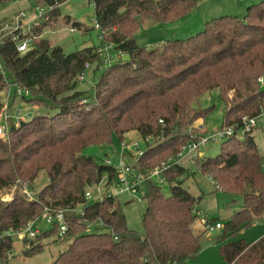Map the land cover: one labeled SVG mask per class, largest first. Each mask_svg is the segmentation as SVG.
I'll return each mask as SVG.
<instances>
[{
    "label": "trees",
    "instance_id": "16d2710c",
    "mask_svg": "<svg viewBox=\"0 0 264 264\" xmlns=\"http://www.w3.org/2000/svg\"><path fill=\"white\" fill-rule=\"evenodd\" d=\"M64 1L31 0L32 5L41 2L51 7V16ZM91 1L102 45L111 44L128 56L108 65L93 85V96L75 86L86 64L101 62L99 46L83 47L68 58L46 38L34 39L24 53L8 40L0 46V92L10 79L17 89L29 93L27 101L44 102L54 110L51 115L29 116L19 126H11L6 139L0 136V197L11 193L9 200L0 198V237L39 218L45 206L58 207L70 210L67 231L59 235L56 225L40 229L27 243L24 256L39 253L43 239L57 236L61 243L70 241L52 264H183L198 254L205 233V228L196 226L198 200L182 186L180 177L186 169L173 164L164 171L169 196L163 195L158 183L146 181L143 232H137L127 227L116 198L106 190L115 169L84 155L83 149L110 145L114 137L123 142L134 131L145 147L134 167L129 164L146 173L155 163L143 164L159 165L176 155L192 132L204 133L193 123L208 109L192 106L204 92L218 90L225 112L222 126L258 113L264 106V0L249 5L242 19L214 17L195 35L150 47L135 42L140 24L180 18L197 0ZM71 28L89 29L78 21H72ZM165 151L169 154L162 157ZM263 157L252 135L246 134L225 139L215 157L196 161L217 188L242 199L220 235L229 239L219 246L227 264H264V236L250 243L236 238L240 230L264 216ZM40 171L46 173L47 182L34 191L32 183ZM102 178L106 193L87 201L86 188ZM24 185L34 192L33 199L22 192ZM80 207L83 211L76 212ZM12 238H0L1 264L8 263Z\"/></svg>",
    "mask_w": 264,
    "mask_h": 264
},
{
    "label": "rangeland",
    "instance_id": "374dc122",
    "mask_svg": "<svg viewBox=\"0 0 264 264\" xmlns=\"http://www.w3.org/2000/svg\"><path fill=\"white\" fill-rule=\"evenodd\" d=\"M259 1L260 0H197L196 6L180 18L166 23L144 20L134 32L133 36L138 45L149 47L170 38H185L190 35H195L203 28L205 21L211 18L229 15L242 19L247 12L248 6ZM38 4L44 6V9L46 8L43 3L39 2ZM32 6L31 0H7L1 3L0 24L15 20L17 15L21 12L28 11ZM46 14L47 19L34 30L36 35L35 39L46 38L51 41L53 45L60 46L65 52L66 58L73 56L78 49L83 47H102L103 50L99 52L101 62L89 64V68L85 69L83 76L76 82L75 86L76 90L84 91L89 96H93V85L103 71L109 64L127 60V54H119L117 50L112 47L107 50L104 49L101 43L99 28L95 26L94 6L91 0H65L60 4L55 15L51 16L49 10ZM72 21L81 22L82 28L86 29L88 27L89 29L87 31L77 28L73 29L71 28ZM49 22L52 23L50 24ZM107 55H113L110 63L104 62ZM5 77H8L7 72H5ZM16 90L17 87L12 84L9 79V86H5L0 92V103H2L0 116L3 114L6 107L7 116H10L12 119H15L17 115L21 117L26 115L33 116L36 114L51 115L54 113V110L46 106L44 102L37 104L27 101L30 98L29 95L25 96V98L15 95ZM192 106L201 108L202 110L208 109L204 117H201L203 120V124L201 123L202 128L196 127L193 124L194 128L199 130V132L204 131L207 134L215 133L224 124V106L218 97L217 89L204 92ZM250 135L254 138L260 154L264 156V130L258 128ZM125 138L124 142L126 143L138 142L139 144L137 150V147H135L126 151V155L125 152L122 154V157L124 156L123 159L133 166V164L135 165L137 155L140 154V151H143L145 142L134 131L127 133ZM223 142L224 140H217L199 146L196 151L186 153L180 164L186 169V172L180 177L182 179V186L198 200L195 205L198 215L196 226L198 228H201L204 216L205 218L212 219L213 222L219 221L222 223L241 206V196L225 193L221 191L220 188H217V185L215 187V182L212 178L202 174L196 164L198 160L215 157L221 151ZM121 146L122 142L114 137L110 145H90L83 149V154L94 157L100 162H104L105 158H110L115 161L120 158ZM200 152H202V156L197 157ZM168 154L169 152L165 151L162 157ZM169 157L171 156H168L167 159ZM154 163L157 165L156 162H148L143 165L152 166ZM155 164L154 166H156ZM46 182V173L40 171L36 180L32 183L34 191L41 189ZM104 182L102 181L101 183L87 188L91 195L88 201H95L102 198L106 184V182ZM158 185L164 196L170 195L169 182L164 180L162 183H158ZM106 190L115 194L119 208L124 214L127 227L137 232H143L142 216L146 208L145 199L142 198L140 194H132L127 191L120 192L115 181H112L107 186ZM10 194L4 192L2 195L9 200ZM34 228L48 229L50 225L46 224V222L40 218L34 224ZM220 233L219 231L205 232L200 239L201 249L198 254L195 257L187 259L183 264H227L220 255L219 246L229 239L216 240V236ZM262 236H264V216L255 220L249 227L240 230L236 238L244 239L247 243H250L255 242ZM56 238L57 236L43 239L42 250L39 253L26 257L23 255V251L26 249L29 240L21 241L13 237L12 249L9 253L7 264H52V260L56 257L58 252L63 250L68 241H70L66 240L64 243H61L60 240Z\"/></svg>",
    "mask_w": 264,
    "mask_h": 264
},
{
    "label": "built area",
    "instance_id": "2783aa9c",
    "mask_svg": "<svg viewBox=\"0 0 264 264\" xmlns=\"http://www.w3.org/2000/svg\"><path fill=\"white\" fill-rule=\"evenodd\" d=\"M41 6L39 4L33 5L28 11L21 12L16 16L15 20L10 22H4L0 24V46L3 45L6 40L10 41L17 51L24 53L32 47V43L36 37L34 30L39 27L47 19V11L52 8L45 5ZM95 26L98 27V24L95 21ZM104 49L107 50L111 48V44L103 45ZM103 49L101 46L97 48L98 52H101ZM119 54H121L119 52ZM113 55H107L104 59L105 63H110ZM86 69L89 68V65L86 64ZM84 74V72H83ZM80 75L79 79L83 76ZM16 95H29L27 91H22L17 89L15 91ZM6 106V105H5ZM7 109V107H6ZM6 109L3 114L0 116V136L7 137V132L11 129V126H19L20 123L26 121L30 115L19 116L17 115L15 119H12L10 116H7ZM19 112V111H18ZM264 130V106H261L258 113L253 116H243L239 123L235 125L222 126L215 133L207 134L204 133H195L190 134V140L185 144L178 153L174 156L169 157L165 161L161 162L159 165L151 168L146 173H141L133 169V167L126 162L122 154L126 151L131 150L132 148L138 149V142H122L121 146V155L118 160H112L110 158H105L104 163L112 166L116 171V176L113 181L116 182L117 187L120 192L127 191L132 194H140L141 196L144 193V185L146 181L151 180L156 183H162L164 179V171L173 164H181L186 153L191 151H196L199 146L208 144L209 142H215L217 140H225L230 137L243 138L246 134H251L256 129ZM4 137V138H5ZM149 141V138L145 141ZM141 153V151H140ZM264 164V162H263ZM106 181L104 178L99 182ZM105 183V182H104ZM104 186V184H103ZM89 188V187H88ZM22 192L25 194L27 199L31 200L34 197V192L29 190L25 185L22 188ZM108 192V191H107ZM106 193V192H104ZM115 197L113 192H109ZM85 199L88 201V198L91 196L90 192L85 190ZM104 195V194H103ZM1 200H8L5 196L1 195ZM70 211L69 209L56 208L45 206L42 215L37 219H31L27 221L24 225L9 229L5 231L1 237L5 238L6 236L15 237L18 240L26 241L34 239L36 235L40 232V229L34 228V224L42 218L46 224L53 227L56 225L58 227V234L62 235L67 231L68 221L66 218V212ZM83 208H77L76 212H82ZM206 231L213 230H222L223 225L220 222L214 224L205 221ZM91 226V225H90ZM0 237V238H1Z\"/></svg>",
    "mask_w": 264,
    "mask_h": 264
},
{
    "label": "crops",
    "instance_id": "0c3cea01",
    "mask_svg": "<svg viewBox=\"0 0 264 264\" xmlns=\"http://www.w3.org/2000/svg\"><path fill=\"white\" fill-rule=\"evenodd\" d=\"M164 41H162L161 43H163ZM161 43H159V44H161ZM146 47H148V46H146ZM203 124V120H202V118H199V119H197L193 124H194V126H196V127H200V128H202V124ZM198 155L199 156H202V152H200V153H198ZM215 187H216V185H215ZM207 216V215H206ZM208 221L209 223H211V224H214V223H216V222H219V221H216V222H213V220L212 219H209V218H205V216H204V219H203V222H202V224H201V229L202 228H205V221ZM221 223V222H220ZM222 225L224 224V222H222L221 223ZM213 231H219V232H221V231H223V229L222 230H213ZM213 231H211V232H213ZM205 232H207L206 231V229H205ZM220 235H221V233L220 234H218L217 236H216V240H218L219 238H220ZM203 236V235H202ZM201 236V237H202ZM201 239V238H200ZM221 239V238H220ZM201 241V240H200ZM201 244V243H200Z\"/></svg>",
    "mask_w": 264,
    "mask_h": 264
}]
</instances>
